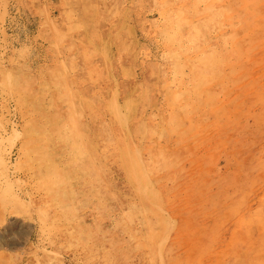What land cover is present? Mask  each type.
<instances>
[{
	"label": "rangeland",
	"instance_id": "obj_1",
	"mask_svg": "<svg viewBox=\"0 0 264 264\" xmlns=\"http://www.w3.org/2000/svg\"><path fill=\"white\" fill-rule=\"evenodd\" d=\"M0 264H264V0H0Z\"/></svg>",
	"mask_w": 264,
	"mask_h": 264
},
{
	"label": "bare ground",
	"instance_id": "obj_2",
	"mask_svg": "<svg viewBox=\"0 0 264 264\" xmlns=\"http://www.w3.org/2000/svg\"><path fill=\"white\" fill-rule=\"evenodd\" d=\"M140 158V157H139ZM133 173V172H132Z\"/></svg>",
	"mask_w": 264,
	"mask_h": 264
}]
</instances>
